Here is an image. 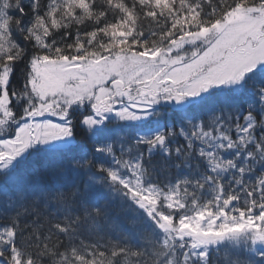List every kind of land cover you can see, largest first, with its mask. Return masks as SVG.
<instances>
[{
  "label": "snow or ice",
  "instance_id": "6c2138e0",
  "mask_svg": "<svg viewBox=\"0 0 264 264\" xmlns=\"http://www.w3.org/2000/svg\"><path fill=\"white\" fill-rule=\"evenodd\" d=\"M0 264H264V0H0Z\"/></svg>",
  "mask_w": 264,
  "mask_h": 264
}]
</instances>
